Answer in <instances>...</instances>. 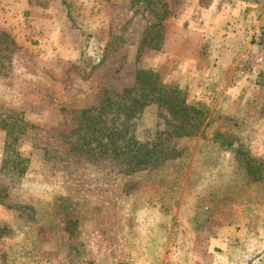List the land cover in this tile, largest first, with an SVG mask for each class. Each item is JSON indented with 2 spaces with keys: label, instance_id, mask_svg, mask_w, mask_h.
<instances>
[{
  "label": "rangeland",
  "instance_id": "obj_1",
  "mask_svg": "<svg viewBox=\"0 0 264 264\" xmlns=\"http://www.w3.org/2000/svg\"><path fill=\"white\" fill-rule=\"evenodd\" d=\"M195 1L0 0V264H130L148 242L168 245L170 264L228 239L264 264V0ZM217 2L219 12L242 6L248 21L232 43L245 51L241 72L220 83L199 77L237 32ZM140 70L204 107L196 130L156 103L128 118L96 111L110 98L125 113L122 89ZM238 78L247 84L234 93ZM11 115L24 130L9 149ZM99 129L121 137L101 142ZM152 148L134 168L130 151ZM10 150L29 158L22 177L8 163L2 174Z\"/></svg>",
  "mask_w": 264,
  "mask_h": 264
},
{
  "label": "trees",
  "instance_id": "obj_2",
  "mask_svg": "<svg viewBox=\"0 0 264 264\" xmlns=\"http://www.w3.org/2000/svg\"><path fill=\"white\" fill-rule=\"evenodd\" d=\"M122 91L124 92V97H128L131 101L128 105L127 103H123L124 106H128L125 113L121 114V111L119 109H116V106L112 105V101L110 98H108L105 102H101L99 106H97L95 109H99L101 112L107 111L108 114L112 113V109H115L113 112V115H123V117H131L133 115L139 114L143 107L147 106L151 103H156L159 106H165L173 118L178 120L180 122V125L177 128H183L186 126H191L192 130H196L197 127L200 125L201 120L203 119L205 115V110L202 105L198 104H192L188 102L187 96L185 93L178 87V86H169L162 82L159 78V75L155 71L151 70H140L137 73L136 83L133 87H127L123 88ZM111 106L110 109L106 110V107ZM87 118L89 121L91 119L95 118L96 116L91 115L89 110L86 111ZM100 115H103L99 113ZM107 115V114H106ZM100 116L99 118H101ZM13 118L12 123L10 124L9 130L7 131V139H6V146L10 149L12 145V141L15 139V136L20 134V129H23L21 125L17 124V121H21V119L18 116H10V119ZM96 121V119H94ZM93 121V122H94ZM97 122V121H96ZM9 126V125H8ZM94 128L92 125L84 124L80 127L81 130H86L85 134H89V129ZM24 130V129H23ZM102 134V138L100 139L101 142H103V137H110L112 136V142L115 144V142L118 140V137H121V134L118 132H115L114 130L110 133H105L103 129H99ZM93 133V132H91ZM90 133V134H91ZM117 134V137H114V135ZM134 135H131L129 137V141H134ZM136 144H140V147H144L146 144H143L142 142H135ZM144 145V146H143ZM130 155L129 159H132L134 162V168L136 166H139L141 164H145L148 162V159L151 157L150 155L154 152V148L147 149L146 152H137L132 153ZM90 154H94V151L91 150L89 152ZM122 152H116L114 151V157H118ZM8 156L3 162L1 171L2 174L4 171L6 172L7 166L5 163L10 164L9 166V172L10 176H20L22 177L27 169L28 165L30 163L29 158L24 157L23 155H15L13 151L10 150V152H7ZM154 158V157H152Z\"/></svg>",
  "mask_w": 264,
  "mask_h": 264
},
{
  "label": "crops",
  "instance_id": "obj_3",
  "mask_svg": "<svg viewBox=\"0 0 264 264\" xmlns=\"http://www.w3.org/2000/svg\"><path fill=\"white\" fill-rule=\"evenodd\" d=\"M199 0H196L197 2L195 6H199L202 9H204V6L202 7L201 2L198 3ZM251 4L250 1L244 0L242 2L243 7H247ZM238 5L239 8H236L234 10H231L229 13L227 11H220L218 10L219 2H217L215 14H220V16H224L223 18H226L225 20L232 23V26H235L234 28L237 29L236 33H232V31L228 32V36H224L226 40H230L227 43V47H222L217 50H213L211 55L209 56V60L207 59V62L209 64V68L207 69L208 74L201 75L199 77L203 79H211L214 77L217 83H220L219 80H221L222 75H225L226 73L232 72H239L242 63V56H245V51H242L239 53V51H236L237 49H233L232 43L239 38L243 37V32L237 28L239 25H242V23H247L248 21L245 19L246 10L243 11V7ZM233 9V8H232ZM205 10L203 13V21L206 23L208 19V15L212 13L214 15L213 8ZM240 23V24H239ZM232 28V27H230ZM223 36V35H222ZM226 43V42H225ZM238 41L236 40V44ZM228 47H231L232 49H229ZM241 57V58H240ZM241 72V71H240ZM221 75V76H220ZM244 81L240 82L238 78V82H235L232 86H230V91L234 93L241 92L243 89V86H246ZM229 232L234 234L236 230V226L229 227ZM237 242L233 239H228V243L225 247H223L222 251L217 247L220 246L219 242L211 243V246H208V244L199 245V248L201 251L199 253L195 252V255L193 254H187V252H182V254L177 257L173 256L175 259L170 264H252V262L248 259V255H246V250H244L243 256L239 254L237 251ZM218 244V245H217ZM137 247L135 250L136 252L133 253V256L130 258L124 257V259H127L130 264H167L169 260L172 259V254L170 252V247L168 245H161L158 242H148L146 246L143 248ZM175 253V252H174ZM171 254V255H170ZM177 257V258H176ZM107 258V257H105ZM168 259V260H167ZM72 260V259H71ZM92 260V261H91ZM118 260H123L120 257L117 259H114L111 257V259L107 260H100V259H88L84 258L82 261H79L80 264H117ZM75 261V260H74ZM115 261V262H114ZM78 263V261H75Z\"/></svg>",
  "mask_w": 264,
  "mask_h": 264
}]
</instances>
